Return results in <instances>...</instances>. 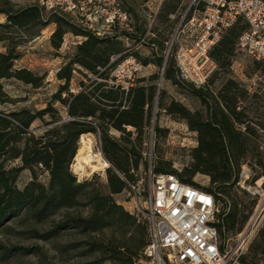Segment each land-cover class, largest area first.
<instances>
[{"label":"trees","instance_id":"trees-1","mask_svg":"<svg viewBox=\"0 0 264 264\" xmlns=\"http://www.w3.org/2000/svg\"><path fill=\"white\" fill-rule=\"evenodd\" d=\"M121 1L132 16V7H126V0ZM181 1L164 0L159 11L160 20L169 23L172 29L174 22L170 14L178 9ZM0 15L6 17L0 27L7 29L0 35V40L8 42L7 50L0 51V105L17 101L5 90V80L17 79L34 88L42 87L46 80V74L16 64L22 54L11 37L13 31H39L55 22L58 26L51 34V42L56 49L62 46L68 32L85 37L68 63L58 71L57 77L62 83L45 108H0V227L18 218L44 222L66 211L62 220L38 235L49 239L65 229H76L89 235L111 230L112 234L106 240L90 243V250L100 254L96 263L111 260L134 264L149 243L148 223L128 212L116 201L115 195L122 193L127 185L121 175L136 181L134 171L139 170L141 164L144 168L148 166L142 155L144 134L150 123L159 75L154 73L149 78H140L126 94L104 81L109 77L110 66H107L111 57L124 49L122 41L94 36L56 14L46 19L37 6L17 9L9 0H0ZM132 25L136 35H145L144 28L135 22ZM247 27V23L240 19L213 46L210 54L218 68L202 87L178 77L173 53L170 54L173 57L167 60L164 73V78L197 97L202 107L193 111L174 99L161 103L168 114L186 120L189 128L197 133V145L191 150V163L182 171L172 168L171 162L161 160L154 171L175 173L183 181L195 185H200L194 180L197 174L207 175L210 182L205 189L214 194L220 208L217 225L224 238L239 232L249 220L238 184L242 166H258L261 172L257 177L264 176V61H253L251 73L260 71L263 78L252 90L230 75L238 39ZM166 40L156 35L145 43L163 49ZM152 61L162 65L163 57ZM76 69L88 71L85 75L89 82L81 81L84 89L74 94L69 90ZM220 73L223 74L221 85L214 90L212 86ZM65 93L66 97H63ZM164 94L165 91L160 90L161 98ZM56 102L67 107L71 120H62L59 109L54 106ZM125 103L127 107L123 108ZM47 115L49 120H45ZM38 119L45 124L39 133L32 128ZM127 126L135 129V138ZM97 127L101 132L104 156L111 164L106 169L104 184L108 192L102 190L103 183L98 175L79 181L71 170L80 137L96 132ZM112 128L121 131L122 136H112ZM156 130L163 131L161 128ZM15 161L19 164L11 165ZM25 170L30 172L31 179L19 187L18 180ZM39 171L48 173L47 182L40 180ZM81 208L87 209V215L68 212ZM260 232L264 235V229ZM0 248L4 249V255L17 249L29 250L2 244ZM242 264L255 263H248L247 257L243 256Z\"/></svg>","mask_w":264,"mask_h":264},{"label":"built area","instance_id":"built-area-1","mask_svg":"<svg viewBox=\"0 0 264 264\" xmlns=\"http://www.w3.org/2000/svg\"><path fill=\"white\" fill-rule=\"evenodd\" d=\"M9 1L17 9L37 6L42 11L65 14L94 36L122 41L123 51L114 54L107 66L109 77L104 81L108 86L119 87L127 94L145 77L149 63L140 58L139 50L146 44L149 32L136 35L131 13L121 0ZM170 19L174 26L166 41V55L174 54L178 77L196 87L205 85L217 70L210 52L240 19L248 27L238 39L237 50L252 60L264 61V0H182ZM83 89L72 85L71 93ZM126 107L125 103L123 108ZM71 119L67 114L63 121ZM93 150L96 151L94 145ZM97 152L104 157L101 145ZM143 155L149 161L146 189L141 187L140 179L133 181L121 175L127 185L120 203L129 205L125 206L128 212L148 219L149 243L134 264H242L255 235L264 228L262 183L246 185L243 181L241 185L246 190L263 199L245 226L224 238L217 225L219 208L215 196L205 189L208 184L188 183L175 173H157L152 152ZM110 166L108 162L105 168Z\"/></svg>","mask_w":264,"mask_h":264},{"label":"rangeland","instance_id":"rangeland-1","mask_svg":"<svg viewBox=\"0 0 264 264\" xmlns=\"http://www.w3.org/2000/svg\"><path fill=\"white\" fill-rule=\"evenodd\" d=\"M163 2L164 0H126L124 4L126 7H132V21L135 22L136 25L141 26V28H144L146 30L145 34L149 32L148 38L158 35L168 40L172 27L169 23H164L159 18V11ZM52 14L61 16L73 23L65 14L42 11V16L46 19ZM5 21L6 17L0 15V22ZM57 26V23L52 22L39 31L35 29L13 31L11 37L14 42L18 44L17 50L22 54V58L18 60L16 64L19 67L26 66L38 74H46V80L44 85L40 88H34L30 84L23 83L17 79L5 80V90L12 99L17 101L0 105V108L4 110H18L22 107H27L40 110L47 106L53 93L58 90L59 85L62 83L57 77L58 71L68 63L70 58L75 54L77 45L79 44H77V42L84 40L83 38H78L74 33L68 32L64 35L62 46L56 49L52 45L51 34ZM6 30L7 29L0 27V35ZM33 32L35 33L33 34ZM166 41L163 49H160L158 45L150 46L145 44L139 50L140 58L144 60V62H146L145 60L149 62V66L144 70L145 78H149L150 75L154 73L159 75L156 82L158 90L153 102L150 123L144 134L142 155L143 152H152L154 167L157 166L158 162L161 160L162 162H171L172 168L180 172L192 161L191 150L197 145V133L189 128L186 120L168 114L166 108L162 106L161 103H169L174 99L180 101L193 111L200 109L202 105L200 100L190 94L183 86L176 85L172 81L164 78L167 60L173 57V55H168V57L166 55ZM7 43L8 42L0 40V49L3 51L7 50ZM159 56L163 57L162 65H158L152 61ZM253 61L254 60L247 57L242 52L236 50L230 70V75L233 78L239 80L251 90L255 87L256 83L263 78L260 71L253 74L251 73ZM85 73H88V71H82V69H76L74 71V80L70 85V92L72 85H81V81L86 83L89 82ZM89 76H91V74H89ZM222 76L223 74L220 73L217 81L212 86L214 90L220 87L223 79ZM160 90L165 91L164 98H161ZM63 97H66V93L63 94ZM54 106L59 109L62 120H64L67 116V107L60 102L54 103ZM49 119L50 116L47 115L45 120ZM43 127H45V124L40 119L36 120L32 125V128L38 133ZM156 128H161L163 131L159 132ZM127 130H131L133 132L132 137L135 138L137 134L135 129L132 126H128ZM85 134L92 139L94 149L97 151L100 145L102 146L100 130L97 129L96 132H88ZM110 134L116 138L122 136L121 131L113 128L110 130ZM152 134H154V137H152ZM82 137L80 138L83 139L84 137ZM81 139H79L78 142V149ZM143 158L147 161L148 166L144 168L143 164H141L139 170L136 171L138 174L136 177L141 180V187L146 189L148 178L145 171L149 167V161L144 155ZM74 161L75 158L71 164V170L78 177L79 181L92 179L94 175H98L100 181L103 183L102 190L104 192L109 191L107 185H104L106 184L107 168L95 171L89 169L87 173L78 175L72 166ZM18 164L19 161H15L11 165ZM260 172L258 166L252 167L248 164H244L240 173V183L238 182V184L246 206L245 212L249 213V219L254 213L257 204L263 198L260 194H252L241 184H243L244 180H246V185H254L256 182H259V184L262 183L261 193L264 194V176L257 177ZM39 173L40 180L47 182L48 173L42 171H39ZM30 179V172L28 170L23 171L18 180V186L23 187ZM194 180L202 184H209L210 182V178L207 175L200 173L194 177ZM115 199L121 204L120 202L123 200L122 193L116 194ZM125 206H127L126 208L129 207L127 204H125ZM65 212L66 211H63L44 222H36L32 218L12 219L4 226L0 227V244L8 247L15 246L17 248L29 249L28 251L17 249L4 255V249L0 248V264H97L96 262L99 260L100 254L90 250V243L93 241L98 242L106 240L112 234L111 230L89 235L81 233L76 229H65L49 239H44L38 235L48 231L59 220H62L65 217H63ZM68 212L73 214L82 213L83 215H87L88 213L87 209L84 208L70 210ZM136 217L138 220L148 223V219L145 216ZM263 229L264 228L261 230ZM260 233L259 231L255 235L247 252L244 254V256L247 257L248 263L264 264V235ZM99 264L120 263L117 261L105 260Z\"/></svg>","mask_w":264,"mask_h":264},{"label":"bare ground","instance_id":"bare-ground-1","mask_svg":"<svg viewBox=\"0 0 264 264\" xmlns=\"http://www.w3.org/2000/svg\"><path fill=\"white\" fill-rule=\"evenodd\" d=\"M83 137L72 165L78 175L87 173L89 169H92L91 171L102 170L108 165V161L102 154L93 150L92 139L87 134H83Z\"/></svg>","mask_w":264,"mask_h":264},{"label":"crops","instance_id":"crops-1","mask_svg":"<svg viewBox=\"0 0 264 264\" xmlns=\"http://www.w3.org/2000/svg\"><path fill=\"white\" fill-rule=\"evenodd\" d=\"M0 51H3V50L0 49ZM4 51H6V50H4ZM4 51H3V52H4Z\"/></svg>","mask_w":264,"mask_h":264}]
</instances>
